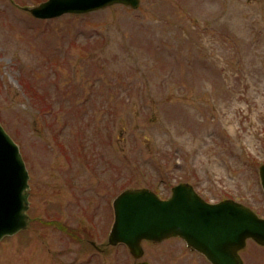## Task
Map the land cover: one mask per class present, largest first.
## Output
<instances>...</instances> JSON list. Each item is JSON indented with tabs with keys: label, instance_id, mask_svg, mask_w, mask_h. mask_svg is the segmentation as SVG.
Returning <instances> with one entry per match:
<instances>
[{
	"label": "rangeland",
	"instance_id": "obj_1",
	"mask_svg": "<svg viewBox=\"0 0 264 264\" xmlns=\"http://www.w3.org/2000/svg\"><path fill=\"white\" fill-rule=\"evenodd\" d=\"M0 0V122L29 172V227L0 264H134L113 200L192 184L264 217V0H141L37 19ZM94 243V244H93ZM151 264H211L179 237ZM244 264H264L248 241Z\"/></svg>",
	"mask_w": 264,
	"mask_h": 264
},
{
	"label": "water",
	"instance_id": "obj_2",
	"mask_svg": "<svg viewBox=\"0 0 264 264\" xmlns=\"http://www.w3.org/2000/svg\"><path fill=\"white\" fill-rule=\"evenodd\" d=\"M116 4L137 9L140 0H47L26 10L36 18L51 19ZM259 175L264 190V164ZM28 179L18 146L0 124V241L28 227ZM113 208L108 243L126 245L135 259L144 255L143 241L161 242L176 236L211 264H244L239 251L248 239L264 246V218L234 200L209 203L189 183L173 187L168 199L146 188L127 189L116 197Z\"/></svg>",
	"mask_w": 264,
	"mask_h": 264
}]
</instances>
